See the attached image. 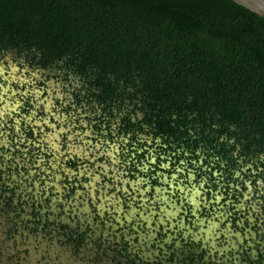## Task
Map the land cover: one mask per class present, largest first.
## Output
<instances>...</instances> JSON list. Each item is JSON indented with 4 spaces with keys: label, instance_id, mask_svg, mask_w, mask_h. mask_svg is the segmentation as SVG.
<instances>
[{
    "label": "flooded vegetation",
    "instance_id": "af4514ba",
    "mask_svg": "<svg viewBox=\"0 0 264 264\" xmlns=\"http://www.w3.org/2000/svg\"><path fill=\"white\" fill-rule=\"evenodd\" d=\"M7 83L0 264H264L262 163L111 133Z\"/></svg>",
    "mask_w": 264,
    "mask_h": 264
},
{
    "label": "trees",
    "instance_id": "16d2710c",
    "mask_svg": "<svg viewBox=\"0 0 264 264\" xmlns=\"http://www.w3.org/2000/svg\"><path fill=\"white\" fill-rule=\"evenodd\" d=\"M14 69L111 133L264 165V16L234 0H0V88Z\"/></svg>",
    "mask_w": 264,
    "mask_h": 264
},
{
    "label": "water",
    "instance_id": "95a60500",
    "mask_svg": "<svg viewBox=\"0 0 264 264\" xmlns=\"http://www.w3.org/2000/svg\"><path fill=\"white\" fill-rule=\"evenodd\" d=\"M264 16V0H234Z\"/></svg>",
    "mask_w": 264,
    "mask_h": 264
},
{
    "label": "rangeland",
    "instance_id": "374dc122",
    "mask_svg": "<svg viewBox=\"0 0 264 264\" xmlns=\"http://www.w3.org/2000/svg\"><path fill=\"white\" fill-rule=\"evenodd\" d=\"M18 71L19 70L14 69V72L12 73V78L16 79L17 83H19V81H20V80L17 79V78H19V74H20ZM20 77L23 78L24 80L26 79L25 75H24V77L22 75ZM22 83H25V82H22ZM9 92H11V86L5 87L4 88V93H9ZM5 95L6 94H3V96H5ZM42 104H43V102H42ZM45 105H46V109L48 110V115H49L53 111V109H52V105L53 104L51 102V99H48L47 102H45ZM58 119H60V118L58 117Z\"/></svg>",
    "mask_w": 264,
    "mask_h": 264
}]
</instances>
